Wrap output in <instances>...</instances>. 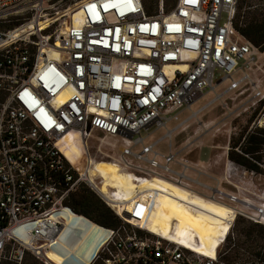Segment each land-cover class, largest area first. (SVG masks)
I'll use <instances>...</instances> for the list:
<instances>
[{
	"label": "built area",
	"instance_id": "built-area-1",
	"mask_svg": "<svg viewBox=\"0 0 264 264\" xmlns=\"http://www.w3.org/2000/svg\"><path fill=\"white\" fill-rule=\"evenodd\" d=\"M64 1L70 2L62 11L68 27L48 33L56 20L42 30L40 21ZM75 8L79 23L70 20ZM237 8L238 0H177L171 10L162 1L153 13L143 0H0V264H23L27 256L47 264L43 256L59 241L64 212L74 213L66 202L82 182L124 223L106 229L109 235L91 264H230L220 248L209 256L151 234L150 212L133 220L140 198L156 204L161 191L136 188L130 213L121 215L125 197L114 188L102 194L100 181L81 174L59 144L77 136L88 150L90 138L101 132L119 140L115 161L136 185L161 178L228 206L230 229L221 246L237 219L264 226V182H255L264 175V91L253 79L262 53L236 27ZM24 14L19 24L1 27ZM224 82L228 86L212 102L168 128L178 121L175 112L192 110ZM248 91L244 105L260 108L247 132L260 137L258 151L246 155L241 144L228 147L223 177L178 162L173 131L224 96ZM152 129L166 132L151 143ZM164 139L166 154L156 149ZM230 151L255 169L232 161ZM237 174L243 184L233 181Z\"/></svg>",
	"mask_w": 264,
	"mask_h": 264
},
{
	"label": "bare ground",
	"instance_id": "bare-ground-1",
	"mask_svg": "<svg viewBox=\"0 0 264 264\" xmlns=\"http://www.w3.org/2000/svg\"><path fill=\"white\" fill-rule=\"evenodd\" d=\"M64 13L56 17H46V21L41 20L39 26L42 30L48 28L50 22L62 18ZM70 20L75 23L80 22V13L76 8L72 10ZM31 26L34 27V24ZM67 27L68 23H65L62 30L64 31ZM22 33L23 29L18 30V34ZM56 46H59V42ZM199 114L200 112L197 116ZM152 136L153 134L149 138L152 139ZM59 145L68 161L81 174L88 176L96 183L100 181L99 187L102 194H108L110 189L114 188L125 197V207L120 210L121 215L130 213L128 204L135 197L136 188L161 191L156 204L142 197L133 210V214L131 212L133 220L142 216L145 211L150 212L147 230L151 234L177 240L184 247L209 256L215 255L221 247L222 238L230 229L226 221L231 213L228 206L192 193L191 189L161 178L144 181L138 186L133 181V176L123 171L116 161L92 160L84 140L80 137H65ZM115 203L118 202L110 201V204L117 208ZM64 213L65 227L60 233L59 241L53 243L56 247L48 250L43 256L44 261L47 264H91L105 244L109 233L106 228L94 224L83 216L68 211ZM72 253H75L74 256Z\"/></svg>",
	"mask_w": 264,
	"mask_h": 264
},
{
	"label": "rangeland",
	"instance_id": "rangeland-1",
	"mask_svg": "<svg viewBox=\"0 0 264 264\" xmlns=\"http://www.w3.org/2000/svg\"><path fill=\"white\" fill-rule=\"evenodd\" d=\"M162 1L164 2L167 10H171L177 2V0H144L150 13L155 12ZM69 4L70 2L64 1L62 4L56 5L55 8L49 12V17L54 15L56 12H59L58 14H62V11ZM26 16L27 15L24 14L12 17V22L4 23L1 27L4 29L13 27L22 21L20 20L18 22L17 19H22ZM66 22H68V20H66L65 17L58 19L53 25H51L47 32H59V29H62ZM257 61L260 63L259 66L261 67V70L257 69L254 72L253 79L261 84L264 91L263 53L258 54ZM220 76L221 72L217 71L216 80L220 78ZM228 84V82H224L219 85L215 93L212 92L209 95L206 94V97L198 100L192 106V110L186 109L184 111L175 112V115L178 113V121L169 123L168 128L173 129L177 124L188 119L191 116L192 111H197L204 105L212 102L216 94L218 92H222ZM250 96V91L244 95H239L235 92L230 93L224 96L222 100L213 102L197 117L189 119L184 126L179 128L175 132L172 140L173 152L177 154L178 162H189L195 169L215 177H223L225 174V165L228 161L226 155L228 147L233 148L236 142H239V145L243 143L244 138H242V136L247 134L252 123L256 121L260 115V108L253 111L247 109L248 105H244ZM229 112L233 113L230 114ZM205 123L208 125L205 126ZM165 132L166 130L152 129L149 133L153 134V136L152 139L149 138L148 141L151 143L156 142L164 136ZM143 135L146 136L147 134L143 133ZM120 149L121 144H119V140L107 137L105 134L97 131L90 138L87 151L92 160L114 162L120 154ZM156 149L163 154L168 153L169 141L164 139L162 142H159ZM234 153L239 154L237 152ZM191 175L192 177H195L194 174ZM232 179L238 184H243V182H241L242 178L239 174L234 175ZM201 181L211 183V181L205 177H202ZM255 182L257 184L264 182V175L256 178ZM84 191L92 192L91 189H89V187L82 182L77 192L80 193ZM97 198L99 199V197ZM122 224H124L123 221ZM255 226L258 225H255L247 220H236V223L232 228L230 239L226 244L220 247V252L224 254L226 262L230 264L264 263L263 254L255 256V254L262 248L264 249V240L248 239L245 236V233L249 232L250 229L255 228ZM74 254L75 253H72L73 256ZM3 264L11 263L9 261H4ZM23 264L40 263L33 256H27Z\"/></svg>",
	"mask_w": 264,
	"mask_h": 264
},
{
	"label": "trees",
	"instance_id": "trees-1",
	"mask_svg": "<svg viewBox=\"0 0 264 264\" xmlns=\"http://www.w3.org/2000/svg\"><path fill=\"white\" fill-rule=\"evenodd\" d=\"M144 4L146 5L145 2ZM241 22L243 26L239 27ZM236 27L250 43L259 48V51L264 54V0H238ZM244 135L242 138H245V140L240 145L241 150L246 155H254L259 149L261 139L254 134ZM237 146H239V142H236L234 147ZM229 158L248 168L255 169V166L244 155L236 154L233 151L229 153ZM92 192L78 193L76 191L67 200L66 205L74 213L84 216L99 226L106 229L118 228L122 224L121 220ZM245 236L248 239L264 240V226H255V228L245 233ZM262 254L264 255L263 248L255 256Z\"/></svg>",
	"mask_w": 264,
	"mask_h": 264
},
{
	"label": "crops",
	"instance_id": "crops-1",
	"mask_svg": "<svg viewBox=\"0 0 264 264\" xmlns=\"http://www.w3.org/2000/svg\"><path fill=\"white\" fill-rule=\"evenodd\" d=\"M209 124H210V123H209ZM204 125L207 126L208 124L205 123ZM226 155H227V154H226Z\"/></svg>",
	"mask_w": 264,
	"mask_h": 264
},
{
	"label": "snow or ice",
	"instance_id": "snow-or-ice-1",
	"mask_svg": "<svg viewBox=\"0 0 264 264\" xmlns=\"http://www.w3.org/2000/svg\"><path fill=\"white\" fill-rule=\"evenodd\" d=\"M91 7H93V8H94V7H95V5H92Z\"/></svg>",
	"mask_w": 264,
	"mask_h": 264
}]
</instances>
